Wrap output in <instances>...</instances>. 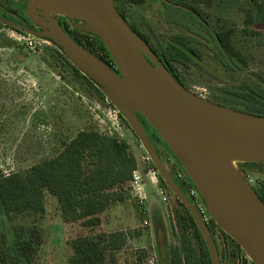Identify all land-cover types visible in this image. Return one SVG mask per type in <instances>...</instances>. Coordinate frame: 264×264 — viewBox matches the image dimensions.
I'll return each instance as SVG.
<instances>
[{"label": "rangeland", "instance_id": "rangeland-1", "mask_svg": "<svg viewBox=\"0 0 264 264\" xmlns=\"http://www.w3.org/2000/svg\"><path fill=\"white\" fill-rule=\"evenodd\" d=\"M193 1L183 0V4L194 5ZM196 7L202 12L201 18L191 15L185 5H174L170 0H146L139 5L125 4L124 17L154 44L180 35L194 46L200 58H192L187 62L188 66L178 67L191 93L196 88H205L206 99L211 101L213 98L211 90L217 86V79L224 71L222 64L227 63L211 39V35L221 28H232L236 44L244 54H249L245 72L237 78L239 85L243 81L264 85V25L248 26L259 33L253 38L242 33L245 10L251 8L249 0H203ZM25 36L0 25V174L24 172L32 165L54 157L62 143L81 130L95 129L115 134L128 144L129 152L144 175L148 199L145 208L149 209L150 201L161 207L156 206L159 211L151 207L158 217L155 222L153 216L141 214L142 209L128 192L129 198L124 203L112 205L100 215L99 226L85 228L80 222H64L55 199L45 194V213L42 215L13 217L0 211V240H4L5 246L12 245L14 228L23 226L41 237L33 264H68L72 240L106 237L120 231L128 236L121 249L107 257L106 264H149L151 260L153 264H169L168 251L178 245L170 212L176 202L160 187L158 174L151 169V162H146L147 155L139 141L106 98L97 99L82 81L63 67H60L62 77L58 76L51 58L57 49L53 44L41 40L36 49L29 50L23 46ZM4 39L14 44L6 47L1 41ZM166 156L161 158L175 178ZM232 166L239 170V163L233 162ZM149 169L155 172L156 178L146 176ZM245 176L253 178L256 185L264 181V173L252 169H245ZM160 189L167 199L165 205L158 195ZM213 239L220 264H250L242 250L234 259L229 258V248L217 229Z\"/></svg>", "mask_w": 264, "mask_h": 264}, {"label": "water", "instance_id": "water-1", "mask_svg": "<svg viewBox=\"0 0 264 264\" xmlns=\"http://www.w3.org/2000/svg\"><path fill=\"white\" fill-rule=\"evenodd\" d=\"M31 31L0 18L3 26L53 44L122 116L158 176L192 217L211 264H220L214 241L167 171L143 128V118L168 147L199 192L216 226L253 264H264V205L232 163H264V116L202 99L180 85L145 41L120 17L113 0H27ZM40 14V15H39ZM97 38L116 70L76 44L59 25Z\"/></svg>", "mask_w": 264, "mask_h": 264}, {"label": "trees", "instance_id": "trees-1", "mask_svg": "<svg viewBox=\"0 0 264 264\" xmlns=\"http://www.w3.org/2000/svg\"><path fill=\"white\" fill-rule=\"evenodd\" d=\"M170 1L174 5H185L191 15L202 17V12L196 5L203 0H194V5L183 4V0ZM144 2L146 0H113V6L125 21V17L121 14V10L124 11V5H139ZM249 2L251 8L245 10V27L242 33L253 38L259 33L250 30L248 26L254 23L264 25V0H249ZM126 24L145 41L171 76L188 90L178 67L188 66L187 62L192 58H200L199 53L194 50V46L180 35H173L164 42L154 44L135 25ZM10 29L18 34L26 35L17 29ZM69 37L113 69L110 64L115 65L109 53L97 38L78 31H75L73 37ZM211 39L222 58L227 62L222 64L224 71H221V78L217 79V86L211 90L213 94L211 101L244 113L264 116V85L246 81L239 85L237 80L245 72L244 68L248 65L249 54H244L236 44L234 30L221 28L211 35ZM1 41L6 47H11L14 44L6 39ZM51 58L54 62L53 69L58 72V76L62 77L60 67H63L70 71L73 77L82 81L97 99H105L100 90L89 79L80 74L60 51L54 49ZM119 117L129 129L120 114ZM138 118L150 140L154 144L160 143L166 151V155L176 161L154 129L143 118L140 116ZM239 165V171L243 178L245 177V169L264 173V163H239ZM137 167L136 158L129 152L128 144L117 135L102 133L90 128L84 129L72 139L63 142L61 150L54 157L44 159L24 172L0 174V211L13 217L42 215L45 213V194H49L55 199L64 222H80L85 228H95L100 225V215L103 212L112 205L123 203L129 198L128 182L132 172ZM151 167L156 171L152 164ZM166 169L172 177L169 169L167 167ZM171 170L173 171L172 168ZM157 178L160 187L171 194L160 177L157 176ZM172 179L185 194L181 183L173 177ZM259 186L253 190L258 194H264V182ZM175 202L176 207H171L170 212L178 245L168 251V263L211 264L205 243L192 217L176 198ZM152 216L153 220L157 222L156 213H153ZM206 226L212 239L215 229L220 232L226 241L227 249L229 248L227 253L229 258L234 259L236 253L241 252L239 246L225 235L212 219ZM32 231L29 232L23 226H17L13 231L12 245L5 246L4 240H0V264L34 263L41 244V237ZM127 236L128 233L116 231L106 237L103 235L78 237L70 242L72 254L67 262L68 264H106L107 257H112V253L121 249ZM214 245L217 250L215 241Z\"/></svg>", "mask_w": 264, "mask_h": 264}, {"label": "built area", "instance_id": "built-area-1", "mask_svg": "<svg viewBox=\"0 0 264 264\" xmlns=\"http://www.w3.org/2000/svg\"><path fill=\"white\" fill-rule=\"evenodd\" d=\"M23 46L26 49L34 50L40 45L41 39L32 37L30 35H26L23 38ZM113 69H116L115 66L112 64ZM196 96L206 99L207 93L205 88H196L193 92ZM207 100V99H206ZM146 162H150L148 157H145ZM166 162L169 164L170 168L174 171V176L178 182L181 183L185 195L190 201L191 205L195 208L197 211L199 217L201 218L202 222L204 224H209L211 221V217L202 201V198L199 194V192L196 190V188L191 183L189 177L186 175V173L183 171V169L180 167V165L172 158L166 156ZM152 169V168H151ZM149 169L146 173V176L152 175L153 178H156L155 172L153 170ZM150 177L151 183H153V178ZM246 183L251 187L252 189H256L259 186V183L256 185L253 178H250L249 176L244 177ZM144 175H142L141 170L137 167L131 174V178L128 182V190L129 194L132 196V198L135 199L137 205L139 208H141V214L142 215H149V210L145 208V205L147 203V192H146V185L144 184ZM158 195L161 199L162 204H166L167 199L164 195L163 190L158 191ZM146 225V222L144 223ZM149 264H153V260L149 262Z\"/></svg>", "mask_w": 264, "mask_h": 264}, {"label": "flooded vegetation", "instance_id": "flooded-vegetation-1", "mask_svg": "<svg viewBox=\"0 0 264 264\" xmlns=\"http://www.w3.org/2000/svg\"><path fill=\"white\" fill-rule=\"evenodd\" d=\"M26 5H27V0H0V18L5 20V21L12 22V23H14V24H16L18 26H21V27H23L25 29L39 32L40 31L39 27L36 26L27 17ZM121 14L123 16H125L124 11H122V10H121ZM58 20H59V25L62 27V29L69 36L73 37L75 35V31H77V30L74 29V27L72 26L71 20L66 19V18H64L62 16H58ZM125 22L127 23L126 20H125ZM4 27H9V26H4ZM9 28H13V27H9ZM13 29H15V28H13ZM19 31L23 32V30H19ZM155 147H156L157 152L159 153V155L161 157L163 155H166V151L164 150V148L161 146L160 143L157 142L155 144ZM259 187H257V188H259ZM255 194L257 195L259 200L264 205V194L263 193L258 194L257 192H255ZM250 264H253V263L250 261Z\"/></svg>", "mask_w": 264, "mask_h": 264}, {"label": "crops", "instance_id": "crops-1", "mask_svg": "<svg viewBox=\"0 0 264 264\" xmlns=\"http://www.w3.org/2000/svg\"><path fill=\"white\" fill-rule=\"evenodd\" d=\"M124 203V202H123ZM158 205V207L160 208L161 206L157 203V202H155V201H150L149 203H148V207H149V216L151 217L152 215H153V213H155L156 212V210H158L157 208H156V206ZM152 206H154L155 207V209L152 211V209H151V207ZM159 211V210H158Z\"/></svg>", "mask_w": 264, "mask_h": 264}]
</instances>
